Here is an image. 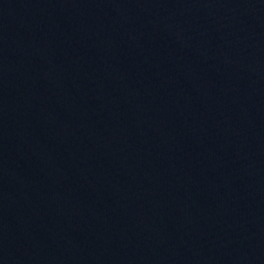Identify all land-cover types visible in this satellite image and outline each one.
I'll return each mask as SVG.
<instances>
[{
    "label": "water",
    "instance_id": "obj_1",
    "mask_svg": "<svg viewBox=\"0 0 264 264\" xmlns=\"http://www.w3.org/2000/svg\"><path fill=\"white\" fill-rule=\"evenodd\" d=\"M0 264H264V0H0Z\"/></svg>",
    "mask_w": 264,
    "mask_h": 264
}]
</instances>
